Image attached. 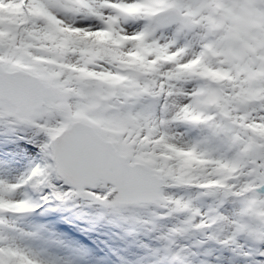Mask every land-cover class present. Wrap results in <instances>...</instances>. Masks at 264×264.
<instances>
[{"label": "snow or ice", "instance_id": "snow-or-ice-1", "mask_svg": "<svg viewBox=\"0 0 264 264\" xmlns=\"http://www.w3.org/2000/svg\"><path fill=\"white\" fill-rule=\"evenodd\" d=\"M0 123L41 157L0 184V212L32 211L17 198L30 184L116 212H191L178 233L201 213L171 193L198 188L241 207L195 227L228 220L264 242V0H0ZM0 264L60 261L0 233Z\"/></svg>", "mask_w": 264, "mask_h": 264}, {"label": "rangeland", "instance_id": "rangeland-1", "mask_svg": "<svg viewBox=\"0 0 264 264\" xmlns=\"http://www.w3.org/2000/svg\"><path fill=\"white\" fill-rule=\"evenodd\" d=\"M142 23L131 21L127 27L135 30ZM21 135L18 130L0 123L2 185L23 184L40 163L36 160L41 158L39 150L21 139ZM27 154L32 164L17 172ZM50 191L43 186L33 189L30 184L20 188L17 198H24L22 194L27 192L33 203L42 200V207L34 206L32 211L25 213L0 212V220L5 222L0 228L14 230L21 239H32L33 246L40 243L43 249L48 241L49 244L58 238L68 250L61 249L59 243L60 252L54 254L64 259L60 264L73 262L74 254L78 264H264V242L243 234L235 235L228 220H219L207 228L195 227L201 218L217 214L235 218L240 201L226 198L220 192L203 195L205 190L198 188L174 190L172 195L191 200L193 209L201 213L187 231L174 233L175 229L185 227L192 217L191 212L168 215L152 205L130 206L116 212L82 196L55 199ZM22 217L24 221L18 219ZM18 221L24 224L18 227ZM25 235H32V238H24Z\"/></svg>", "mask_w": 264, "mask_h": 264}, {"label": "bare ground", "instance_id": "bare-ground-1", "mask_svg": "<svg viewBox=\"0 0 264 264\" xmlns=\"http://www.w3.org/2000/svg\"><path fill=\"white\" fill-rule=\"evenodd\" d=\"M21 152L24 153V149ZM23 158H24V161H22V163L20 164V166H18V169L16 170L17 172H20L22 170V168H26L24 166H27L28 167V166H30L32 164V162L31 163L29 162L30 159H29V155L28 154L26 156H23ZM40 162H41V159H40ZM30 200L32 201V199H30ZM41 203H43L42 200L41 201H38V202L37 201L34 202L33 205L35 206V208H40V207H42L41 206ZM18 219L20 221H24L25 218L22 217V219L21 218H18ZM22 224H24V223L18 221L16 223V226L19 227ZM8 230H2L0 228V233H2L5 236L13 237L15 239V242L17 243L18 246H20L22 249H25V250H27V251H29L31 253H34L37 256V258H40V259H48V260L54 259V260L60 261V263H62L64 261L63 258H61V257H59V256H57V255L54 254V253H57V251H59L58 250V248H59L58 245H59V243L61 244V241H59L56 236H54V238L56 237L58 241L57 240H52L55 243V245H53L51 243L52 241H50V243L48 244V242H49L48 241L47 244H46V246H45V248L43 249L42 246H40V243L37 246H33L32 239H27V240L26 239H21L20 235H18L16 232H14V230H11V232H9ZM23 237L24 238H32V235L31 236L25 235ZM62 244H64V248H63V245ZM62 244H61V247L60 248L63 249L65 252L68 251L67 249H65L66 248L65 243L62 242ZM50 248H53V249L50 250ZM41 249H43V250H41ZM76 257L77 256L74 254V256H73V262H70L69 264H78V262H77L78 260H76Z\"/></svg>", "mask_w": 264, "mask_h": 264}, {"label": "water", "instance_id": "water-1", "mask_svg": "<svg viewBox=\"0 0 264 264\" xmlns=\"http://www.w3.org/2000/svg\"><path fill=\"white\" fill-rule=\"evenodd\" d=\"M83 197H85L86 199L92 200V199L89 198V197H86V196H83ZM92 201H94V200H92ZM94 202H96V201H94ZM96 203L100 204L99 202H96Z\"/></svg>", "mask_w": 264, "mask_h": 264}]
</instances>
